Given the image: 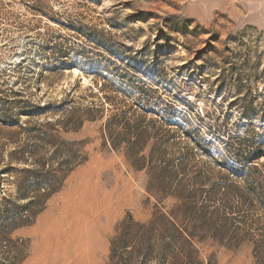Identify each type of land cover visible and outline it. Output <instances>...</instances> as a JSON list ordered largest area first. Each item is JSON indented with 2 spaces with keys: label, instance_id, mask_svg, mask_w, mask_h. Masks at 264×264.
Instances as JSON below:
<instances>
[{
  "label": "rangeland",
  "instance_id": "1",
  "mask_svg": "<svg viewBox=\"0 0 264 264\" xmlns=\"http://www.w3.org/2000/svg\"><path fill=\"white\" fill-rule=\"evenodd\" d=\"M170 105L181 112L178 127L163 122ZM115 116L116 134L131 140L118 151L104 131ZM128 122L156 136L142 151L135 148L138 158L167 146L171 135L167 158L189 159L180 170L185 184L205 176L194 184L206 195L213 185L235 183L239 208L230 212V232L237 237L224 244L209 238L199 245V260L257 264L264 201L242 194L251 183L264 185V157L248 179L220 165L233 159L230 149L264 140V0H0V201L24 205L18 191L42 161L56 167L72 149L86 159L34 223L11 234L29 244L20 264L36 259L45 245V216L67 204L87 169L107 200L101 223L107 224L108 204L117 212L99 237L96 264H110L111 239L128 213L138 221L151 217L156 198L147 188L155 175L151 166L135 170L129 162L128 148L139 139ZM231 137L245 144L228 146ZM202 139L210 140L204 150ZM175 203L168 198L163 205L170 210ZM86 225L65 224L63 246L84 245Z\"/></svg>",
  "mask_w": 264,
  "mask_h": 264
},
{
  "label": "trees",
  "instance_id": "2",
  "mask_svg": "<svg viewBox=\"0 0 264 264\" xmlns=\"http://www.w3.org/2000/svg\"><path fill=\"white\" fill-rule=\"evenodd\" d=\"M168 108L164 124L178 127L179 122L175 119L180 118L181 112L172 105ZM117 117L106 122L104 131L108 134L106 143L118 151L124 143H130L131 140L130 135L126 137L116 134L114 126L118 127L121 123ZM124 125H127L131 136L136 134L139 139L128 148L126 155L129 162L135 170H143L147 165L153 169L155 181L151 179L147 191L156 198V205L148 220L138 221L128 213L117 225L111 239L110 264H203L199 260L200 244L209 238L224 244L227 240L232 241L237 237L230 232L233 219L230 212L239 208L235 204L239 196L231 186L235 183L213 185L205 195V191L198 189L194 184L196 181V183L203 181L205 176L201 174L196 176L192 187L185 184L184 177H181L180 170L185 171L188 158L185 160L167 158L168 145L174 139L173 136L166 137L167 146L160 145L153 149L149 157L138 158L137 152L142 151L148 141L156 136L152 131H143L130 122ZM193 130L199 131L196 128ZM237 139L229 138L228 146H232V143L245 144L243 140ZM203 143L204 150L210 140L202 139V145ZM230 150L233 159L231 162L224 160L220 166L234 176L248 179L250 170L257 169L255 163L259 154L264 157V140L257 147L252 145L250 148L244 145L242 149L239 145V148ZM85 160L78 150L72 149L68 158L59 161L56 167L42 161L37 164L35 170L28 171L23 186L18 191L17 199L27 200L24 205L16 207L10 199L2 198L0 264H20L27 258L29 244H25L21 239H12L11 234L18 228L33 224L36 217L45 209L48 200L61 190L67 175ZM251 184L246 186L243 197L248 201L255 199L264 201V185L257 187ZM168 198L176 200L170 210H166L163 205ZM237 211L241 212V209ZM255 243L258 250L257 264H264V238Z\"/></svg>",
  "mask_w": 264,
  "mask_h": 264
},
{
  "label": "bare ground",
  "instance_id": "3",
  "mask_svg": "<svg viewBox=\"0 0 264 264\" xmlns=\"http://www.w3.org/2000/svg\"><path fill=\"white\" fill-rule=\"evenodd\" d=\"M93 173L87 169L80 176L78 175L82 183L74 185L69 191L67 204L62 206L57 214L45 216L43 220V227L47 225L44 234L45 245L41 247L32 264H71L72 260H75L74 264H96L97 248L100 245L99 237L117 212L108 204L104 208L108 216L107 224L101 223L100 208L107 204V200L100 196L96 187L91 184ZM83 221L87 224L85 244H75L73 249L67 245L63 246V226L67 224L70 228H76ZM49 245H52L51 257L48 255Z\"/></svg>",
  "mask_w": 264,
  "mask_h": 264
}]
</instances>
